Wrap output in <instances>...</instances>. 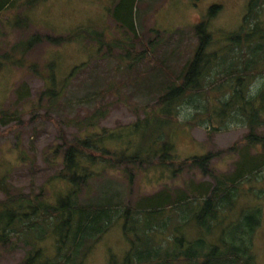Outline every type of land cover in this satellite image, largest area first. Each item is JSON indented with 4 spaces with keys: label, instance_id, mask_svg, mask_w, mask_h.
Wrapping results in <instances>:
<instances>
[{
    "label": "rangeland",
    "instance_id": "374dc122",
    "mask_svg": "<svg viewBox=\"0 0 264 264\" xmlns=\"http://www.w3.org/2000/svg\"><path fill=\"white\" fill-rule=\"evenodd\" d=\"M249 1L132 0L131 18L137 33L144 37V43L153 39L157 42L156 60H167L168 68L177 72L194 55L197 41L192 32L199 23L208 20L206 32L212 35L213 43L209 52L220 48L224 51L231 44L225 38L244 28ZM20 2L25 3V0L8 6L10 10L7 8L1 14L0 55L32 34L65 37L79 29L89 34L59 45L44 44L28 54V61L39 65L38 69L42 73L47 70L45 62L53 61V78L48 81L49 85L60 88L64 84L67 86L64 96L52 106L46 98L38 106L35 104L40 91L45 87V80L33 76L30 69L12 66L0 69V116L3 115L4 118V122H0V189L4 187L27 194L37 193L44 186L46 198L51 200L56 192L64 191V185L59 181H51V176L60 165L50 166L47 160L56 161L58 158L60 161L63 148L56 126L44 115L58 121L70 140L77 135L81 136L83 131L79 132L78 127L74 126L75 121L98 106L100 92L111 86L113 90L103 100L109 106V111L98 129L124 131L137 119L144 118V109L155 104L159 95V91H155L159 79H154L158 76L157 72L149 71L153 61H141L138 69L130 73L124 69L128 68L130 59L126 57L124 64L120 61L124 51L114 44L130 40V33L125 32L128 26H121L115 15L121 0H39L31 7L18 9ZM254 17L259 25H250L249 28H254L260 38L250 41V45H260L264 50V5ZM129 18L128 16L126 19ZM95 35H100L102 41H97ZM135 48L141 50L142 45L135 44ZM253 53L258 62L255 66L259 69L264 58L263 51ZM78 65L83 67L73 72ZM162 68L163 66L159 70ZM151 81L154 83L153 88L138 86ZM260 81L261 78L257 75L252 84L259 86ZM22 84L24 88L18 95ZM181 113L184 115L176 117L177 125L172 135L171 154L174 158L183 160L231 149L212 159V170L216 174L235 175L254 164H261L263 158L260 145L254 142V146H247L244 142L249 133L247 126H233L232 120H215L204 116H194L190 121L192 124L186 125L183 116L189 115L190 111L183 108ZM254 132L256 136L264 135V115ZM54 148L61 149V152L55 154ZM132 149L131 144L130 150ZM262 172L263 176L259 174L256 180H243L240 183L237 194L232 198L233 203L226 204L228 209L221 219L216 222L206 219L204 226L215 229L212 233L204 232L205 227L199 224L202 206L200 199L195 200V205L182 204L177 208L164 210L169 217L168 227L171 229L180 226L188 241L204 238L207 245L223 247L221 243L224 242L236 243L231 238L240 237V231L246 230L247 225L252 223V220L245 218L255 215V210H259L260 224L252 236V264H264V169ZM135 176L130 188L121 171L109 174L104 181L97 179L93 183L92 196L99 200L110 198L121 207L128 204L135 206L138 203L148 205L145 198L140 199L142 196L166 189L180 191L181 194L191 182L194 185L212 186V181L197 171H185L171 179L167 172L142 169ZM2 199L4 194L0 190V200ZM166 216L162 219L167 220ZM47 230L48 227H37L31 233L36 237ZM223 230H227L225 234L222 233ZM163 240L164 235H158L152 243L160 244ZM39 246L42 257L56 254L52 240H42L37 244ZM130 248L131 243L119 222L98 240L82 264H124ZM29 249V246L19 243L13 248L0 246V264H20Z\"/></svg>",
    "mask_w": 264,
    "mask_h": 264
},
{
    "label": "trees",
    "instance_id": "16d2710c",
    "mask_svg": "<svg viewBox=\"0 0 264 264\" xmlns=\"http://www.w3.org/2000/svg\"><path fill=\"white\" fill-rule=\"evenodd\" d=\"M17 1L20 0H0V18L4 10ZM38 1L25 0V3L20 2L18 9L31 7ZM262 5L264 0L249 1L244 28L225 38L231 44L224 51L220 48L209 52L213 43L212 35L206 32L208 20L199 23L192 32L197 41L194 55L175 72L168 68L167 60H156L157 42L153 39L154 41L146 44L144 37L137 33L131 18L132 0H121L115 15L121 26H128L125 32L130 33V40L114 46L119 45L123 49L124 55L120 60L123 64L126 57L130 59L128 68H124L129 73L136 71L141 61H153L149 71L158 73L154 78L155 81L159 79L155 89L159 91L156 102L152 107L144 109L143 119H137L124 131L100 130L99 124L109 111V106L103 100L113 90L110 86L100 92V104L75 121L74 126L78 127L79 132H83L81 136L77 135L71 140L65 130L61 129L59 122L45 114L44 117L56 126L63 148L60 161L58 158L55 159L58 162L47 160L50 166L60 165L50 179L62 182L64 191L56 192L53 199L48 200L44 186L37 193L27 194L1 188L4 199L0 200V246L13 248L17 243L29 246L30 249L20 264H82L98 240L121 222L124 234L131 243L124 264H252V236L260 224L259 210H255V215L245 218L252 220V223L247 225L246 230L240 231V237L231 238L236 243L224 242L221 243L223 247L205 244L203 236L204 240L200 238L188 241L180 226L171 229L168 227L169 217L164 210L177 208L182 204L195 205V200L200 199L202 206L199 224L205 227L206 219L215 222L221 219L228 209L226 204L233 203L232 198L243 180L254 181L259 174L263 176L264 135L256 136L254 131L261 124L264 115V58L262 66L257 69L255 64L258 62L253 52L263 51L264 54V50L260 45H250V41L256 38L259 40L260 37L254 28H249L250 25H259L254 14H258ZM128 16L130 18L127 20ZM88 35L82 29L65 37L32 34L0 55V69L4 66L30 69L33 76L45 80V87L40 91L35 104L38 106L46 98L52 106L64 96L67 86L64 84L60 88L49 85L48 81L53 78V61L45 62L47 70L42 73L38 69L39 65L28 61V54L44 44L59 45ZM95 37L100 42L102 37ZM135 44L142 45V49H136ZM161 66L163 68L159 70ZM82 67L83 65L75 66L73 72ZM257 75L261 78L260 85L254 86L252 80ZM153 84L151 81L138 86L149 89L153 88ZM23 86L24 84L19 87V92L16 89L18 95ZM183 108L190 111L189 115L183 116L186 125L192 124L190 121L194 116H204L215 120H232L233 126H247L249 133L244 142L247 146H254V142L260 145L263 158L261 164H254L235 175L216 174L212 170V159L231 149L183 160L174 158L171 154L172 135L177 125L176 117L184 115L181 113ZM3 120L1 115L0 122H4ZM112 144L116 146H110ZM58 152L61 149L54 148V153ZM142 169L167 172L171 179L185 171H197L201 176L209 178L212 186L194 185L191 182L181 194L180 191L166 189L142 196L140 199L145 198L148 205L138 203L135 206L128 204L121 207L110 198L99 200L92 196L95 180L104 181L109 174L121 171L130 188L136 172ZM165 216L167 220L162 219ZM37 227H48V230L33 237L31 231ZM203 231L212 233L215 229L205 227ZM226 231L223 230L222 233L225 234ZM158 235H164V240L160 244L152 243ZM42 240L53 241L56 251L54 256L42 257L41 247H37Z\"/></svg>",
    "mask_w": 264,
    "mask_h": 264
}]
</instances>
